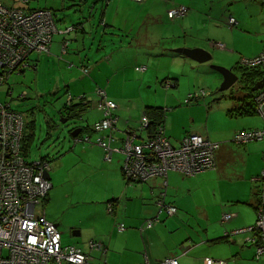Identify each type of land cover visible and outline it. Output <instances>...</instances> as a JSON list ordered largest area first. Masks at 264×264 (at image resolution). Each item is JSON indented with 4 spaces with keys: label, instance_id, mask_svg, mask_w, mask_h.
Masks as SVG:
<instances>
[{
    "label": "crops",
    "instance_id": "crops-1",
    "mask_svg": "<svg viewBox=\"0 0 264 264\" xmlns=\"http://www.w3.org/2000/svg\"><path fill=\"white\" fill-rule=\"evenodd\" d=\"M28 1L26 0V2ZM95 1H84L83 4L75 3L72 6L79 13L77 23L82 21V25L78 31L75 29L76 34L73 39L68 35L58 34L63 37L56 43L53 40L50 53H47V56L59 57L60 55V58L64 59L69 50H75L77 57H79L80 52L83 51L87 43L95 42L98 37L101 39L102 34L113 36L115 32L123 30V28L116 25L122 13L119 5H116L112 18L106 15V10L114 1L119 3L122 0H101V10H99L98 4L93 5ZM107 1L106 8L105 2ZM177 4L187 6L190 9L188 16L167 23L169 27L177 29L174 32L177 38L185 37L188 35L187 33L193 30L206 29L201 42L194 44V46H183L201 47L207 50L209 43L212 45L210 49L213 46H218L220 52H222L221 54L224 55L222 58L228 62L227 68L229 69L241 64L242 59L245 57H256L264 49V3L261 0H185ZM255 6L258 11L252 8ZM25 9H30V7ZM98 12H100L99 26L94 29L92 21L96 19ZM229 17L239 20V26H230ZM250 17H257L259 22L250 23ZM225 18L229 27L225 25ZM58 29L65 30L68 28L59 27ZM99 29L102 31L99 32ZM65 38L69 40V44L63 54ZM55 44L56 46H54ZM54 48H56L55 53L52 51ZM132 48V43L127 42L126 39L120 41V50H131ZM154 49V45L141 48L151 57L155 56L156 50ZM63 55L64 57H61ZM112 56L109 55L106 59H110L112 62ZM238 57L240 61H236ZM173 58L181 60L184 65L191 64V61L184 59L186 57L183 55H173ZM32 65L36 66L35 64ZM100 65L101 62H98L93 67V71L95 68L100 71ZM69 66L74 67V62L71 61ZM81 74L83 75L80 79L82 87H89L92 81L86 79L82 72ZM166 80L170 81L172 79ZM243 93L245 92H239L236 99L229 101L228 115L230 117L235 116L236 125L226 133L209 126L210 112L206 117L207 122H204L203 119L197 122L193 116L195 115V107L193 106L183 107L180 103L182 109H174L171 112L163 108L166 112L164 123L166 134L174 146H179L182 139L188 134H199L204 138H211L210 140L213 139L212 141L215 142L224 140V142H221L222 145L218 151L217 169L190 178L180 176L176 172H169L168 174L167 202L175 206L179 205L182 208L194 203L200 219L198 229L187 225L188 222L183 223L182 218H186L184 215L177 213L167 220L166 215L162 213L160 214L161 222L157 226L151 230L141 232L139 227L144 221L158 215L156 200L160 195L163 179H152L135 188L125 180L120 158L112 159V161L103 160L104 150L99 147H92L89 149L88 154L99 167L98 172L103 178V180L99 178L98 182L105 183L101 190L98 188L95 194H91L89 188L84 185L78 192L80 195L73 200L75 206L70 207L69 200L65 201L60 210L56 205L53 206L54 211H60L55 213L49 211L48 207L54 204L57 195L60 196V188L65 184H61L58 180L53 183L51 176L53 188L44 202V207L46 206V218L54 224L60 223L58 228L62 233V242L64 239L67 241L65 244L63 242V245L77 246L90 254L94 260L100 256L102 257L99 258L100 262L103 264H146L147 262L149 264H164V260L167 258H178L179 264H205V258L210 256L222 259L230 257L226 259L227 264H238L239 257H241V262L244 261V257H254V249L244 245L242 235L225 239L227 232L251 225L257 217L256 203L260 187H253L250 177L252 178L255 174H252V172L250 175L247 171L237 173L236 161L239 158V153L230 144L233 142L230 139H233L234 135L232 134L235 130L264 128V120L259 114L244 113L251 100L246 93ZM67 94L74 97L71 91ZM81 96L86 99L88 97L85 91L77 95V97ZM97 99L92 100L95 106ZM87 101L90 100L87 99ZM65 104H68V101ZM122 110H128V108L119 105L116 111V115L119 117V131L116 132V135L120 139L124 138L126 130H135L133 128L135 126L133 118L135 117L132 114L133 118L130 120L127 116L122 117L120 115ZM180 112L185 113L186 116L188 114L189 117L185 121H180L179 118L174 119L177 115L179 116ZM239 112L242 114H239ZM167 114L170 116L169 118H167ZM101 118L99 112L94 121L96 122ZM87 130H91V125ZM104 133L107 134V132ZM263 150L264 142L262 141L248 147L244 154H246V158L251 159L257 155L262 156ZM130 188H133L134 193H129ZM145 197H148L149 202ZM153 198V202L150 203ZM111 201H114V213L108 211V205L112 203ZM73 210L78 212V216L71 218L69 211ZM226 213L235 215L229 221L223 222L222 217ZM121 222L127 226V230L124 232L117 229V224ZM182 228H185V230ZM93 241L104 246L105 254L100 249H90L89 243ZM257 261V264H264V257Z\"/></svg>",
    "mask_w": 264,
    "mask_h": 264
},
{
    "label": "rangeland",
    "instance_id": "rangeland-1",
    "mask_svg": "<svg viewBox=\"0 0 264 264\" xmlns=\"http://www.w3.org/2000/svg\"><path fill=\"white\" fill-rule=\"evenodd\" d=\"M80 1L29 0L26 2V0H0L7 6L20 9L28 7L30 9L50 8L60 28H73V25L77 23L79 13L74 10L75 7H72V5L80 3ZM133 1L122 0L119 3L114 1L106 10V15L112 18L116 5L121 7L122 13L116 25L123 28V30L115 32L113 36L102 34L100 36L101 39L98 37L95 42L87 43L83 51L80 52L79 57H77L75 50H69L64 59L60 58V55L59 57H49L45 53L33 52L28 58V64H31L30 66L35 64L37 68L30 69L29 67L15 71L0 86V102L3 104L9 103L12 110L22 113L26 119L25 130L30 136L27 159L31 162L41 159L49 160L52 166L50 174L53 183L58 180L61 184H65L60 188V196L57 195L54 204L48 207L49 211L59 213L60 211L56 210V212L53 210V206L56 205L60 210V207L68 200L70 207L75 206L76 204L73 200L80 195L78 192L84 185L89 188L91 194H95L98 188L101 190L105 184L98 182L99 178L101 180L103 178L98 172L99 167L91 160L88 154L90 152L89 149L92 147L102 148L98 145L75 143L71 135L74 129L92 125L98 117L99 112L92 100L99 99L96 94V89L99 87L106 91L108 98L128 108V110H122L120 115L122 117L127 116L129 120L135 117L133 118V121H135L133 128L135 130L140 126L144 107L166 108L171 112L174 109H182L180 103L183 107H195V115L193 116L197 122L201 119L207 122L206 117L210 112L209 126L215 127L216 130L220 129L223 131L222 133H226L231 127L236 125L235 116L230 117L228 115L229 101L236 99L239 92L247 90L242 89L243 83L237 82L230 90L220 91L224 77L211 67V65L228 67V62L222 58L224 55L221 54L220 48L213 46L210 49L212 45L208 44V51L210 50L213 58L207 63L192 62L186 57L184 59L191 61V64L184 65L181 60L173 58V55H181L175 54L173 52L174 49L183 45L194 46V44L203 40V34L206 33V29L193 30L187 33V36L177 38L174 33L177 29L167 25L169 21L175 20L168 17V11L174 6L180 5L177 3L185 0ZM105 3L107 8L108 2ZM98 7L101 10L100 4H98ZM252 8L258 11L256 6ZM188 14H190V11L179 18L186 17ZM99 19L100 12L96 15V19L92 21L94 29L99 26ZM237 21L239 22V20ZM249 21L250 23L259 22L257 17H250ZM224 22L229 27L227 19ZM102 25L104 26L103 23ZM101 31L99 29V32ZM75 34L76 30L72 31L70 35L68 34V37L70 36L73 39ZM62 37L61 35H56L54 38L55 43L61 40ZM122 39L132 43L133 48L131 50H120L119 46ZM148 45H154L155 56L151 57L147 52L141 50V48ZM52 51L55 53L56 48ZM109 55H113L111 58L112 62L110 59H106ZM61 57H64V55ZM238 60L240 61L239 57L236 61ZM71 61L74 62V67L69 66ZM98 62H101L100 71H97L96 68L93 71V67ZM109 62L111 63L108 64ZM144 65L147 66L145 71H137V67ZM85 68H88L89 73L84 72ZM81 72L86 79L92 81L89 87H82L80 79L83 75ZM166 79H172L170 80L171 83H167L166 81L169 80ZM68 90L71 91L74 97H77L83 91L87 93L88 97H86L90 100L91 106L81 117L72 116V118H69L70 113L65 109V102H67L69 97L67 94L69 93ZM200 92H204V97L186 104L189 95L197 93V96H201ZM21 97L26 98L22 99ZM76 100H79V97ZM169 117L167 114V118ZM187 117H189L188 114L186 116L185 113L180 112L179 116L177 115L174 119L179 118L180 121H185ZM62 118H68V121L63 123ZM168 121L170 123V119ZM240 130H235L232 135ZM82 134L90 135V130ZM91 135L92 140H94L96 133L92 132ZM262 141L264 142V140H260L246 144H237L234 141L230 143L233 149L239 153V158L236 161L237 173L247 171L248 175L251 172L255 174L252 178L250 177L253 187H261V182L254 179L259 177L264 170V153L260 157L257 155L251 159L246 158L247 156L244 153H246L248 147ZM216 142L221 143L224 140ZM117 158L121 159L122 165L124 156L115 154L113 159ZM176 173L185 178H190L205 172L190 177ZM141 185L131 184L135 188ZM51 191L52 189L50 193ZM167 191L168 188L166 194ZM131 192L134 193L133 188L129 189V193ZM162 192H165L164 188ZM68 195L69 197L67 198ZM139 197L142 198L140 195ZM145 198L149 202L148 197ZM153 200L154 198L150 200V203ZM177 207L179 208L178 213L186 217L182 218V222H188L187 225L198 229L200 219L196 205L190 203L185 208L179 205ZM69 214L71 218L78 216V212L74 210L69 211ZM166 217L167 220L172 218L169 215H166ZM189 221L191 222L190 224ZM182 229L185 230V228ZM63 242L64 244L67 243L65 239ZM244 245L254 249V257H244L243 262H241V257H239L238 264H257L258 259L255 257L254 246L248 243H244ZM99 258L102 257L98 256L93 264H103ZM210 258L227 261L226 259L230 257L222 259L210 256Z\"/></svg>",
    "mask_w": 264,
    "mask_h": 264
},
{
    "label": "built area",
    "instance_id": "built-area-1",
    "mask_svg": "<svg viewBox=\"0 0 264 264\" xmlns=\"http://www.w3.org/2000/svg\"><path fill=\"white\" fill-rule=\"evenodd\" d=\"M261 2L264 3V0ZM189 11L186 6H174L168 11V17L177 19ZM228 20L230 26L238 25L234 17ZM72 31L74 28L62 32L68 35ZM57 34L60 32L51 9H20L0 2V86L13 72L31 67L28 64L31 53L49 54ZM68 44L69 40L65 38L63 53ZM241 64L264 68V49L254 58L242 59ZM136 69L143 72L147 66ZM84 72L89 73L88 68ZM200 93L204 95V92ZM96 94L99 97L96 107L102 115L92 126V130L97 133L96 138L92 140L91 135H82L74 138L75 143L100 146L104 149V159L107 161H112L115 154L123 155L122 173L130 182L146 183L156 178L163 179L156 200L158 215L145 220L139 228L141 232L151 230L161 222L160 214L173 216L178 213V207L169 204L166 199L169 172L190 177L217 169L221 143L199 134H189L179 146H174L164 125L158 126L152 134L148 133L147 115L141 117L138 129L126 131L124 138L120 139L116 135L119 119L115 115L119 106L108 98L102 88H97ZM194 97L200 96L196 93ZM73 98L69 95L68 104L72 103ZM255 104L257 114L264 120V87L257 92ZM25 120L24 115L12 110L9 103L0 102V264H93L94 258L81 248L63 245L61 231L46 218L44 202L53 186L45 173H50L52 166L47 159L31 162L25 156ZM260 140H264V129L236 131L232 139L237 144ZM254 180L261 182L256 203V221L253 225L227 232L225 239L242 235L244 243L254 246L255 257L261 259L264 257V170ZM163 188L165 192H162ZM108 211L113 212V204L108 205ZM234 215L226 213L222 221L227 222ZM117 228L120 232L126 230L124 223H119ZM89 247L91 250H105L101 243L94 241L89 243ZM204 263L227 264L224 260L210 257L205 258ZM164 264H179V260L167 258Z\"/></svg>",
    "mask_w": 264,
    "mask_h": 264
},
{
    "label": "trees",
    "instance_id": "trees-1",
    "mask_svg": "<svg viewBox=\"0 0 264 264\" xmlns=\"http://www.w3.org/2000/svg\"><path fill=\"white\" fill-rule=\"evenodd\" d=\"M84 1H89V0H82L80 4H83ZM135 1V0H134ZM143 1V0H142ZM140 1V2H142ZM101 0H96L94 2L93 5H97V4H100ZM108 2V1H107ZM135 2H139V1H135ZM75 5V4H73ZM72 5V6H73ZM187 7V6H186ZM190 10V9H189ZM189 15V14H188ZM187 15V16H188ZM184 17L182 18H177L175 20H178V19H183ZM82 25V21L80 23H76L73 25V28L74 30L76 29L78 31V29L80 28V26ZM58 35V34H57ZM174 52V51H173ZM175 53V52H174ZM33 68H37V66H31L30 69H33ZM23 69V68H21ZM233 70L239 75L240 79L238 82L240 83H243V87L242 89H245L247 91H245V93L247 94V97L251 100V103L248 104V107H246L245 109V112L244 113H255L257 114V111H256V104H255V97H256V94L257 92L259 91H256L254 92L252 90L254 84L261 80L263 77H264V68L261 67V66H255V67H248L246 65H243V64H238L237 66H235L233 68ZM192 95V94H191ZM196 95L193 94V97ZM192 96L189 95L188 99H187V103H190L192 101H195V100H198L199 98L197 97H194L193 98ZM22 99H25L26 97H21ZM76 98V97H75ZM75 98H73V101L71 104H65V109L69 111V118H72L73 117H81L89 108H90V101H87L85 102V99H79V100H76ZM113 100V99H111ZM114 101V100H113ZM116 102V101H115ZM239 114H242L239 112ZM145 116L147 115L148 118H149V125L147 127L148 129V133L149 134H152L156 128L160 125H164L165 123V115H166V112L163 108H156V107H144L143 109V112H142V116ZM258 115V114H257ZM102 116V115H101ZM117 116V115H116ZM141 116V117H142ZM118 117V116H117ZM68 119V118H67ZM119 119V117H118ZM98 121V120H97ZM95 123V122H94ZM93 123V124H94ZM93 124L91 125V133L90 135L92 134V126ZM89 125H87L86 127H81L82 128V132L80 133V135L82 136L83 132H86L88 131ZM26 128V127H25ZM264 129V128H263ZM125 133V132H124ZM189 135V134H188ZM187 136V135H186ZM169 138V137H168ZM30 143V136L27 134L26 130H25V137H24V142H23V152L25 154L26 157H28V145ZM124 176V175H123ZM125 178V177H124ZM125 180L127 181L128 184H143V183H133V182H130L128 181L126 178ZM113 203V206H114V201H111ZM111 204V203H110ZM114 213V207H113V212ZM123 223V222H121ZM119 224V223H118ZM117 224V226H118ZM125 224V223H124ZM126 226V224H125ZM140 228V227H139ZM118 229V228H117ZM126 230H127V226H126ZM125 230V231H126ZM124 232V231H123Z\"/></svg>",
    "mask_w": 264,
    "mask_h": 264
},
{
    "label": "water",
    "instance_id": "water-1",
    "mask_svg": "<svg viewBox=\"0 0 264 264\" xmlns=\"http://www.w3.org/2000/svg\"><path fill=\"white\" fill-rule=\"evenodd\" d=\"M177 54H181L188 59L198 62V63H207L210 62L213 58L212 53L204 48L195 47V48H188V47H179L173 50ZM211 67L221 73L224 77L222 85L220 87V91H228L230 90L240 79L239 75L233 70L223 66L218 65H211ZM29 68V67H24ZM264 87V77L257 81L252 90L254 92L262 89ZM63 123L68 121L67 118L61 119ZM82 132V128L78 127L74 129L71 133L73 138H76ZM45 177L51 180V175L49 172L45 173ZM57 227L60 226V223H55Z\"/></svg>",
    "mask_w": 264,
    "mask_h": 264
},
{
    "label": "bare ground",
    "instance_id": "bare-ground-1",
    "mask_svg": "<svg viewBox=\"0 0 264 264\" xmlns=\"http://www.w3.org/2000/svg\"><path fill=\"white\" fill-rule=\"evenodd\" d=\"M58 27V26H57ZM59 30V29H58ZM63 30H59V32H60V34H62V35H65V33L64 32H62ZM68 101V100H67ZM116 104L119 106V104L116 102ZM117 111V110H116ZM115 115H116V112H115ZM92 132H95L94 130H92ZM90 133H91V131H90ZM96 133V132H95ZM96 135H97V133H96ZM79 136H81L80 134H79ZM78 136V137H79ZM91 137H92V135H91ZM103 149V148H102ZM104 150V149H103ZM111 204H113V203H111Z\"/></svg>",
    "mask_w": 264,
    "mask_h": 264
}]
</instances>
